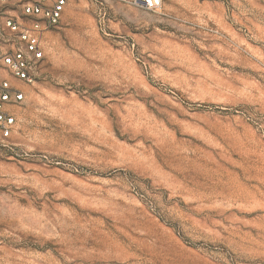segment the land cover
Wrapping results in <instances>:
<instances>
[{
    "label": "rangeland",
    "instance_id": "rangeland-1",
    "mask_svg": "<svg viewBox=\"0 0 264 264\" xmlns=\"http://www.w3.org/2000/svg\"><path fill=\"white\" fill-rule=\"evenodd\" d=\"M43 49L0 264H264V0H68Z\"/></svg>",
    "mask_w": 264,
    "mask_h": 264
},
{
    "label": "built area",
    "instance_id": "built-area-1",
    "mask_svg": "<svg viewBox=\"0 0 264 264\" xmlns=\"http://www.w3.org/2000/svg\"><path fill=\"white\" fill-rule=\"evenodd\" d=\"M157 11L164 0H127ZM68 0H0L12 6L0 10V158L22 159L31 154L12 141L16 109L25 103L24 86L36 83L45 59L43 41L60 25Z\"/></svg>",
    "mask_w": 264,
    "mask_h": 264
},
{
    "label": "crops",
    "instance_id": "crops-1",
    "mask_svg": "<svg viewBox=\"0 0 264 264\" xmlns=\"http://www.w3.org/2000/svg\"><path fill=\"white\" fill-rule=\"evenodd\" d=\"M24 91H25V106L23 108H17L16 109V118H17V122H16V125L14 126V130H13V134H12V141L15 142V143H18L16 140H15V133H16V130H17V126L19 124V118L22 114L23 111L26 110L27 108V105H28V102L30 100V96H31V88L30 86H24Z\"/></svg>",
    "mask_w": 264,
    "mask_h": 264
}]
</instances>
